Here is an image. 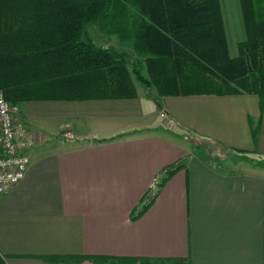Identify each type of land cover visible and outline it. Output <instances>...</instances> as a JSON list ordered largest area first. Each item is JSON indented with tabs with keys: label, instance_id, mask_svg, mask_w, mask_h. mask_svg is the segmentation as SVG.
<instances>
[{
	"label": "crops",
	"instance_id": "1",
	"mask_svg": "<svg viewBox=\"0 0 264 264\" xmlns=\"http://www.w3.org/2000/svg\"><path fill=\"white\" fill-rule=\"evenodd\" d=\"M233 14L223 13L230 55L244 39L227 30ZM136 89L133 99L19 106L32 141L24 178L0 197L5 264H264V99L260 110L256 95L155 101Z\"/></svg>",
	"mask_w": 264,
	"mask_h": 264
},
{
	"label": "trees",
	"instance_id": "2",
	"mask_svg": "<svg viewBox=\"0 0 264 264\" xmlns=\"http://www.w3.org/2000/svg\"><path fill=\"white\" fill-rule=\"evenodd\" d=\"M238 4L244 39L230 55L220 0H0V93L18 108L133 99L137 82L155 101L249 94L261 110L264 0ZM90 27L126 50L96 42ZM259 127L252 129L254 142ZM175 172L166 169L156 186ZM155 197L130 218L138 219Z\"/></svg>",
	"mask_w": 264,
	"mask_h": 264
},
{
	"label": "built area",
	"instance_id": "3",
	"mask_svg": "<svg viewBox=\"0 0 264 264\" xmlns=\"http://www.w3.org/2000/svg\"><path fill=\"white\" fill-rule=\"evenodd\" d=\"M19 108L10 104L0 93V197L16 187L24 178L29 159L23 153L32 138L26 129L16 123ZM161 116L165 122H170L164 113ZM169 126H173L170 122ZM63 137L73 140L71 132L66 131Z\"/></svg>",
	"mask_w": 264,
	"mask_h": 264
},
{
	"label": "rangeland",
	"instance_id": "4",
	"mask_svg": "<svg viewBox=\"0 0 264 264\" xmlns=\"http://www.w3.org/2000/svg\"><path fill=\"white\" fill-rule=\"evenodd\" d=\"M232 1V3L234 4V14H233V11L232 10H228V4H229V0H220V4H221V8H222V10H223V12H222V14L224 13V18H225V20H226V15H227V18L229 17L228 16V13H230V15L231 14H233V17H232V19H231V22L232 23H228V25H227V30L230 32L231 31V29H233V28H235V27H237V29H239L240 31H241V35L242 36H244V28H243V25H242V20H241V15L239 14V4H238V0H231ZM231 6V5H230ZM238 7V8H237ZM90 33V36L96 41V42H102V43H104V44H113V45H116V41H115V37H113V36H111V37H108V36H106V35H102V33H99L97 30H96V28L94 27V28H89V30H88ZM117 46V48H120V49H125L126 48V46L125 45H123V44H117L116 45ZM128 46V45H127ZM237 47V46H236ZM235 47H233V49H234ZM126 50V49H125ZM128 50V49H127ZM128 52L129 53H132L131 52V50L129 49L128 50ZM136 87H142V86H140L137 82H136ZM145 89V88H144ZM146 90V89H145ZM71 102H73V101H71ZM162 114H161V111H158V118L160 119V121L163 123V127L165 128V129H169V131L173 128V126H169L168 124L170 123H168V122H165L163 119H165L164 117H162L161 116ZM169 133V132H168ZM172 136V135H171ZM173 136H175V135H173ZM172 136V137H173ZM183 138V139H182ZM179 139V138H178ZM174 140H176V139H174ZM179 140H182V145H184L185 147H187V148H189L190 150L192 149V150H197L198 149V144H196L192 139H189V138H185V137H181V139H179ZM177 141V140H176ZM180 142V141H179ZM181 143V142H180ZM29 144H27L26 146H28ZM190 150H188V151H190ZM203 150V149H202ZM225 154V152L224 151H221V154L219 155V153H217V154H215L216 156H223ZM210 156H212V152H210ZM226 156V155H225ZM242 161V159L241 160H237L236 158H229L228 159V162H230L229 164H231V162H237V163H239V162H241ZM176 165H178V164H176ZM176 165H175V167H176ZM226 166H228V164H226Z\"/></svg>",
	"mask_w": 264,
	"mask_h": 264
},
{
	"label": "water",
	"instance_id": "5",
	"mask_svg": "<svg viewBox=\"0 0 264 264\" xmlns=\"http://www.w3.org/2000/svg\"><path fill=\"white\" fill-rule=\"evenodd\" d=\"M179 165H176V167L175 168H177ZM158 190V187H155L154 189H153V193H155L156 191Z\"/></svg>",
	"mask_w": 264,
	"mask_h": 264
}]
</instances>
